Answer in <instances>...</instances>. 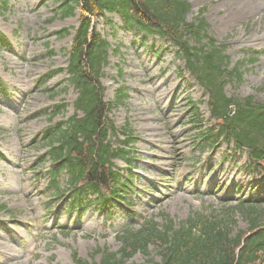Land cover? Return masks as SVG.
Listing matches in <instances>:
<instances>
[{"label": "rangeland", "instance_id": "1", "mask_svg": "<svg viewBox=\"0 0 264 264\" xmlns=\"http://www.w3.org/2000/svg\"><path fill=\"white\" fill-rule=\"evenodd\" d=\"M189 1L188 20L204 18L210 35L227 46L230 67L237 65L243 73L239 80L226 83L227 95L264 101V44L235 42L245 34L259 35L264 0H247L256 2L257 9L238 19L232 17L245 6L237 4L238 0ZM59 5L60 0H0V31L6 37L0 42V78L8 87L6 92L0 88V195L9 209L19 213L14 218L7 210L0 211V264L98 263L99 250L117 251L122 246L120 229L141 227V212L161 225L169 217L179 224L195 211L221 212L241 197L248 198L262 180L248 166L247 151L222 141L205 144L199 128L190 126L194 101L207 127L212 118L209 93L191 76L184 58L167 41L134 33L124 28L118 14L107 12L94 17V25L111 44L101 82L106 101L115 103L120 88L129 94L123 103H115L109 118L118 127L119 139L127 138L122 133L126 127L137 137L130 145L134 208L131 212L115 206L107 217L94 203L60 213L64 202L46 214L50 198L42 190L47 177L37 174L49 167L43 156L48 144L40 133L52 123L55 105L67 106L53 121L72 116L78 96L67 80L68 73L56 70L68 64L81 8L63 17ZM63 28H69L70 34L60 36ZM113 139L115 146L121 145ZM114 163L127 175L131 165L120 159ZM233 225L237 230L247 229L249 217L237 211ZM149 249L151 256L138 252L126 264H150L151 258L160 261L157 247L151 244Z\"/></svg>", "mask_w": 264, "mask_h": 264}, {"label": "trees", "instance_id": "2", "mask_svg": "<svg viewBox=\"0 0 264 264\" xmlns=\"http://www.w3.org/2000/svg\"><path fill=\"white\" fill-rule=\"evenodd\" d=\"M63 17L81 8L80 21L75 28L71 48L68 50L69 73L67 79L78 91L76 112L64 120L54 121L43 131V140L49 146L45 158L51 159L48 171V189L54 196L66 195L77 206H87L88 200L102 207L118 204L132 208L128 201L132 184L123 179L115 169L114 160L122 158L132 162L129 146L137 138L130 128L122 129L127 137H118V127L109 118L113 105L123 103L128 97L125 88L118 89L115 103L105 100V87L101 82L104 67L108 63L110 42L95 27L93 18L106 12L118 13L124 27L141 31L145 36H158L177 48L185 59L186 67L195 80L209 92L208 106L216 124L206 132L199 108L193 105V117L188 121L199 128L206 141L234 142L237 148L247 145L252 156L251 166L264 174V102L253 96L245 99L229 97L224 90L222 77L227 57L225 45L210 35V25L204 18L188 20L192 4L188 0H60ZM205 9H202L204 12ZM60 36L69 34L68 28L58 31ZM0 39H4L0 32ZM118 52V49H116ZM65 71L63 68L56 72ZM241 77L234 68L228 76ZM0 86H5L0 79ZM194 102H192L193 104ZM236 105L230 116L229 109ZM66 105L56 106L52 118ZM82 112V114H80ZM114 137L124 146H115ZM124 143V144H123ZM62 175L68 176L65 187ZM263 190L259 186L249 199L229 207L225 214L192 215L177 225L172 219L160 225L154 219L141 217V227H124L118 234L122 246L118 251L101 250L99 263L126 264L137 252L151 256L154 244L160 261L149 259L150 264H264V196H256ZM94 199H88V196ZM83 202H85L83 204ZM7 205L0 196V211ZM243 211L250 221L248 230L235 229V213ZM86 264H89L86 262Z\"/></svg>", "mask_w": 264, "mask_h": 264}, {"label": "bare ground", "instance_id": "3", "mask_svg": "<svg viewBox=\"0 0 264 264\" xmlns=\"http://www.w3.org/2000/svg\"><path fill=\"white\" fill-rule=\"evenodd\" d=\"M256 2H249L247 0H238L237 4H243L245 5L241 11L240 14H237L232 17V19H238L241 15L243 16L244 14L248 12H253L254 10L257 9V7L254 5ZM264 21L261 20V24ZM259 35L258 36H251V35H243L240 37H237L235 39V42H241V41H248V40H257L260 43L264 44V25H261L259 28Z\"/></svg>", "mask_w": 264, "mask_h": 264}, {"label": "water", "instance_id": "4", "mask_svg": "<svg viewBox=\"0 0 264 264\" xmlns=\"http://www.w3.org/2000/svg\"><path fill=\"white\" fill-rule=\"evenodd\" d=\"M234 109H235V106H232V110H231V113L234 111Z\"/></svg>", "mask_w": 264, "mask_h": 264}]
</instances>
